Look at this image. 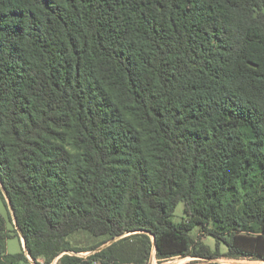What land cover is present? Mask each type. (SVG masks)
Segmentation results:
<instances>
[{"label": "trees", "instance_id": "trees-1", "mask_svg": "<svg viewBox=\"0 0 264 264\" xmlns=\"http://www.w3.org/2000/svg\"><path fill=\"white\" fill-rule=\"evenodd\" d=\"M0 182V264L264 260V0H0Z\"/></svg>", "mask_w": 264, "mask_h": 264}, {"label": "rangeland", "instance_id": "rangeland-1", "mask_svg": "<svg viewBox=\"0 0 264 264\" xmlns=\"http://www.w3.org/2000/svg\"><path fill=\"white\" fill-rule=\"evenodd\" d=\"M1 187V182H0ZM7 200V199H6ZM0 213L5 217L7 221V228L10 232V238L7 240V252L15 254L24 248V242L19 232V227L15 223L12 211L9 207L8 201H4V199L0 195ZM185 217V211H184V203L180 202L175 209L173 220L175 222L181 221ZM191 236L197 241V244L203 243L208 245L212 251H215L217 248H219V252L221 255H218L217 257H199V256H177L173 257L169 260L158 262V260L155 257V250L153 252V256L151 258L152 264H264V260L262 259H252V258H234L227 255L228 247L225 243L221 242L219 246L217 245V241L213 236L207 235L203 233L199 227H196L192 232ZM106 237H96L93 236L87 232L80 231L72 234L69 237V240L71 241L72 245L74 247L82 249V251H65L59 256H57L51 264H58L60 257L64 253L74 254L77 256L87 257L103 248L106 247L107 242L102 243ZM109 242V241H108ZM99 245V246H98ZM98 246V247H96ZM218 246V247H217ZM96 249H92L95 248ZM26 254L29 256L27 250H25ZM30 258V256H29ZM39 262L41 264H44V259L40 258ZM36 264V263H32Z\"/></svg>", "mask_w": 264, "mask_h": 264}, {"label": "water", "instance_id": "water-1", "mask_svg": "<svg viewBox=\"0 0 264 264\" xmlns=\"http://www.w3.org/2000/svg\"><path fill=\"white\" fill-rule=\"evenodd\" d=\"M1 188H2V190H3V192H4V195H5V197H6L7 201H8L9 207H10V209H11V211H12V214H13V217H14V220H15V223L17 224V218H16V215H15V213H14V211H13V206H12L11 200L9 199V197H8V195H7V191H6V189L4 188V186L2 185V183H1ZM19 232H20V235H21V237H22V239H23V242H24V248H25V250H27V245H26L25 236H24V234H23V232H22V230H21L20 228H19ZM118 238H119V237H116V238L110 240L109 242H107L106 246H107V245H110L112 242L116 241ZM154 245H155V250H156V243H155V241H154ZM27 252H28V250H27ZM28 254H29V253H28Z\"/></svg>", "mask_w": 264, "mask_h": 264}]
</instances>
